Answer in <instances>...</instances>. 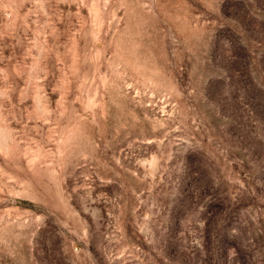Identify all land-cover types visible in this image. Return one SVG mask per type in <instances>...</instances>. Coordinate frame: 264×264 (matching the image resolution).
Listing matches in <instances>:
<instances>
[{
  "label": "rangeland",
  "instance_id": "1",
  "mask_svg": "<svg viewBox=\"0 0 264 264\" xmlns=\"http://www.w3.org/2000/svg\"><path fill=\"white\" fill-rule=\"evenodd\" d=\"M0 264H264V0H0Z\"/></svg>",
  "mask_w": 264,
  "mask_h": 264
}]
</instances>
